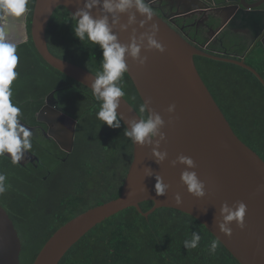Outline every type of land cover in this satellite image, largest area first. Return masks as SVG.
Segmentation results:
<instances>
[{"label":"trees","instance_id":"obj_1","mask_svg":"<svg viewBox=\"0 0 264 264\" xmlns=\"http://www.w3.org/2000/svg\"><path fill=\"white\" fill-rule=\"evenodd\" d=\"M35 0H29L26 26L29 38L18 44L19 73L13 82V102L22 109L23 122L37 125V112L54 92L64 112L77 121L75 145L69 153L51 137L35 134L31 152L38 160L14 165L0 157L7 191L0 203L13 219L22 240L21 264H32L48 238L78 214L120 195L133 159V143L120 128L97 119L100 102L91 88L48 64L31 38ZM71 12L59 6L47 28V43L55 55L93 73L101 71L102 51L74 36ZM212 53L238 59L237 55ZM226 51L246 52V63L264 77V46L247 51L242 43ZM222 50V51H221ZM199 57V56H198ZM198 70L237 135L264 159V85L247 68L209 57L196 60ZM125 98L143 119L147 110L128 72L123 77ZM152 200L141 202L144 211ZM198 232L197 248L183 242ZM215 235L194 216L172 207H160L149 216L130 206L91 228L66 252L59 264H241L219 241L215 254L208 248Z\"/></svg>","mask_w":264,"mask_h":264},{"label":"water","instance_id":"obj_2","mask_svg":"<svg viewBox=\"0 0 264 264\" xmlns=\"http://www.w3.org/2000/svg\"><path fill=\"white\" fill-rule=\"evenodd\" d=\"M154 1L157 0H148L149 3ZM184 1L192 2L177 0L180 4ZM198 1L208 7V11L211 10L206 19L210 29L228 21L247 23L252 30L261 29L258 41L264 46V0L250 5L240 2L236 5L238 10L231 15L219 11L227 7L223 4L217 6L221 3L220 0ZM83 2L84 0H35L31 38L48 64L89 87L95 73L52 53L46 38L49 22L59 6H65L72 13L82 7ZM150 5L153 8V4ZM197 8L191 5L188 11ZM202 8L203 6L199 9ZM28 12L14 21L12 38L18 44L29 38L26 26ZM92 14L98 15L97 10L93 9ZM136 16L137 24L126 31H118L117 34L121 42L128 43L132 27L137 29L139 35L148 30L153 22L159 26L156 38L165 46V51L161 53L155 49H142L141 54L148 57L146 63L140 66L127 58V64L128 74L143 103L148 101L149 109L159 113L165 120L161 130L166 139L161 142L160 150L167 151V158L158 164L152 156L151 146L133 144V159L123 180L120 195L89 208L60 226L44 243L32 264H59L73 244L91 228L130 206L136 207L146 217L160 207H172L188 213L205 225L241 264H264V159L234 131L203 80L195 56L234 62L250 70L263 85L264 77L243 58L239 60L217 56L193 45L156 11L152 21L144 27L139 25V20L143 17L139 13ZM126 21L127 14H121V22ZM53 97L54 92L50 93L47 104L38 111L37 119L49 126L44 131L45 136L53 138L64 151L70 153L75 145L77 121L65 113L62 107H56L50 100ZM173 103L176 105L175 112L169 114L166 109ZM118 111L123 114L125 121L132 118L143 119L125 97L121 98ZM65 122L70 125L67 126ZM181 154L194 160L196 167L189 170L196 171L199 179L204 181L203 197L197 198L188 193L186 186L182 184L180 174L186 166L179 162L175 166L171 164ZM28 160L35 161L38 157L28 152L20 164H25ZM144 167H150L153 175L145 176ZM157 174L170 185L163 196L156 195L154 190ZM176 193L182 198L180 204L175 202ZM146 200H152L154 204L144 211L140 204ZM238 201L247 205L245 227L241 229L233 221L229 236L220 231L216 217L219 219L222 204L226 202L233 206ZM22 247L18 229L0 203V264H21Z\"/></svg>","mask_w":264,"mask_h":264},{"label":"clouds","instance_id":"obj_3","mask_svg":"<svg viewBox=\"0 0 264 264\" xmlns=\"http://www.w3.org/2000/svg\"><path fill=\"white\" fill-rule=\"evenodd\" d=\"M29 0H0V157L7 156L11 163L19 165L26 153L32 150V138L35 130L23 123L22 109L13 102V82L19 76L16 71L20 63L17 55L18 42L14 40V21L22 18L29 11ZM96 9L98 15H93ZM134 10V11H133ZM127 14V21L121 22V14ZM136 13L143 19L139 20L140 27H144L154 16L153 8L148 0H84L83 6L78 7L71 14L73 34L82 43L89 41L99 46L102 51L101 71L94 75L89 87L96 101L100 102V108L96 113L97 119L111 128H120L123 123L124 135L134 144L151 146L152 156L160 164L167 158V151L160 150V144L166 139L161 130L165 125L162 116L149 109L148 101L140 106V111H148L146 119H128L118 111L121 98L125 96L123 90V77L128 72L127 58H131L138 65L143 66L148 57L142 55L143 50H158L163 53L165 46L156 38L159 26L151 23L148 30L137 35V29L132 27L128 43H123L118 38V31H126L130 26L137 24ZM176 105L169 104L166 112H175ZM123 122V123H122ZM158 137V139H157ZM179 162L185 165L180 174V180L186 186L188 193L200 198L205 195L204 181L199 179L194 169V160L186 155H178L171 161L173 166ZM145 176H152L150 167H144ZM154 190L156 195L163 196L170 185L165 183L163 177L157 174ZM7 176L0 172V196L8 189ZM176 204L182 203L179 193L175 194ZM247 205L238 201L230 206L226 202L219 209V219L216 222L221 232L231 235L230 224L235 221L243 229L245 227V215ZM201 235L193 231L191 239H186L183 246L186 249L197 248ZM219 246L218 240H212L208 251L215 254Z\"/></svg>","mask_w":264,"mask_h":264},{"label":"flooded vegetation","instance_id":"obj_4","mask_svg":"<svg viewBox=\"0 0 264 264\" xmlns=\"http://www.w3.org/2000/svg\"><path fill=\"white\" fill-rule=\"evenodd\" d=\"M220 4H216L217 6L227 5L225 8H221L219 11L225 14H232L234 11L238 10L237 4L247 3H260L261 0H220ZM153 4V9L158 14L164 17V19L174 28L176 29L181 35L186 38L190 43L196 45L197 47L202 48L204 51L213 54V51L220 52V49H217L216 45L223 47L225 50H221L224 53H231L234 55L243 56L238 58L239 60L243 58L246 62V52L239 53L238 49L233 51H226V47L233 46L237 43H242L245 47L250 48L249 50L257 47L263 46L258 41L259 34L261 29L252 30L249 24L242 23V22H234L228 21L227 23H223L222 25H216L215 29H210L206 19L208 14L210 13L209 8L206 7L202 2L198 0H192V2L187 3L184 1L183 3H178L177 0L172 1H162L160 2L154 1L150 2ZM198 7L194 11H188L190 6ZM164 6L163 8H160ZM203 6L202 9H199ZM215 7V5H213ZM209 28V29H208ZM257 41V42H256ZM195 56V61L199 59V57L204 56ZM231 58V57H225ZM235 59V58H234ZM46 96L44 100V104L42 105L41 109L47 104ZM50 99V98H49ZM52 100L56 107H62L60 104V100L57 97H53ZM51 102V101H50ZM63 109V108H62ZM64 110V109H63ZM38 113V112H37ZM67 126H69V122H65ZM30 125V124H28ZM30 127H34L35 134H42L45 136L44 131L48 130L49 126L46 122L40 121L37 125H30ZM34 154V153H33ZM30 161L28 162H33ZM36 165V163H35ZM37 166V165H36Z\"/></svg>","mask_w":264,"mask_h":264}]
</instances>
